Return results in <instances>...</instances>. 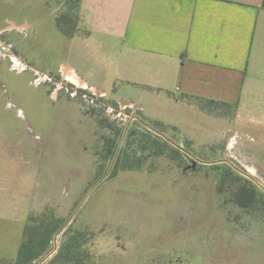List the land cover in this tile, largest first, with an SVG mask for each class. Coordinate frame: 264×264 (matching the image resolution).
<instances>
[{
	"label": "rangeland",
	"instance_id": "obj_1",
	"mask_svg": "<svg viewBox=\"0 0 264 264\" xmlns=\"http://www.w3.org/2000/svg\"><path fill=\"white\" fill-rule=\"evenodd\" d=\"M11 55L0 44V69L19 74L0 72V264H16L30 216L60 223L32 264H81L55 258L80 230L86 264H264V97L175 108L179 129L145 124L80 92L65 67L51 77ZM244 184L251 207L233 200Z\"/></svg>",
	"mask_w": 264,
	"mask_h": 264
},
{
	"label": "crops",
	"instance_id": "obj_2",
	"mask_svg": "<svg viewBox=\"0 0 264 264\" xmlns=\"http://www.w3.org/2000/svg\"><path fill=\"white\" fill-rule=\"evenodd\" d=\"M6 1L0 44L11 59L51 77L65 67L145 124L179 129L175 108L214 100L239 110L264 97V0H82L73 37L58 27L56 1ZM21 121L32 129L36 120Z\"/></svg>",
	"mask_w": 264,
	"mask_h": 264
},
{
	"label": "trees",
	"instance_id": "obj_3",
	"mask_svg": "<svg viewBox=\"0 0 264 264\" xmlns=\"http://www.w3.org/2000/svg\"><path fill=\"white\" fill-rule=\"evenodd\" d=\"M53 1H56L62 6V11L57 17L59 29L67 36L73 37L79 32L77 20L78 10L82 0ZM79 91L85 94L88 93L91 98L95 97L91 92L86 90L80 89ZM207 102L210 104H221V102L214 100H208ZM110 139L111 138H108L107 141L110 142ZM142 140L152 141V143H157L160 145L157 150L159 153L156 151L158 154L166 153L167 156L173 159L177 158L176 148H174L166 140L159 142L158 139L153 138L150 134L148 136H143ZM111 141L113 140L111 139ZM107 150L109 152L112 150V148L110 147ZM132 166V164L124 165L125 168ZM254 195L255 193L250 189V186L244 184L242 190L235 195L236 198H233V200L239 202L243 207H251L254 203ZM29 219L33 222H36V227H26L25 234L19 248L18 256L16 258V264H32L34 261L40 258V256H42L50 246L54 233L60 228V223L57 221V219H53L52 217L37 220L35 216H30ZM88 235V231L82 230L78 231L76 234H73V236H71L66 241V243L56 254V261L61 260L70 263L73 260H79L81 261V264H86V259L90 256V252L84 248V243L86 242L85 239Z\"/></svg>",
	"mask_w": 264,
	"mask_h": 264
},
{
	"label": "bare ground",
	"instance_id": "obj_4",
	"mask_svg": "<svg viewBox=\"0 0 264 264\" xmlns=\"http://www.w3.org/2000/svg\"><path fill=\"white\" fill-rule=\"evenodd\" d=\"M67 78H69L70 79V81L72 80V82H79L78 81V79L76 78V76L72 73V74H70V72H68V74H67ZM74 80V81H73Z\"/></svg>",
	"mask_w": 264,
	"mask_h": 264
},
{
	"label": "water",
	"instance_id": "obj_5",
	"mask_svg": "<svg viewBox=\"0 0 264 264\" xmlns=\"http://www.w3.org/2000/svg\"><path fill=\"white\" fill-rule=\"evenodd\" d=\"M222 160H223V159H222ZM209 163H211V164H212V163H217V161H213V162H209Z\"/></svg>",
	"mask_w": 264,
	"mask_h": 264
}]
</instances>
